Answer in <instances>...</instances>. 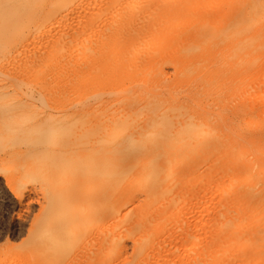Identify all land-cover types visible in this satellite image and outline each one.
<instances>
[{"label": "bare ground", "instance_id": "6f19581e", "mask_svg": "<svg viewBox=\"0 0 264 264\" xmlns=\"http://www.w3.org/2000/svg\"><path fill=\"white\" fill-rule=\"evenodd\" d=\"M152 1L145 2L146 9L143 8V11L147 15H144V18L139 14H133L123 26L110 23L103 30L101 27L105 38L97 43L99 38L94 41L88 40L93 39L94 35L97 37L100 32L95 31L97 28L93 32L90 28L86 29L89 15L85 16L84 0H0V40L5 39L7 34L9 37L15 36L18 30L22 31L19 32L22 37L24 34L35 33L36 38V33L44 29L46 21H54L57 16L56 20H60L70 11L75 12V15L76 12L81 14L78 16V23L82 26V32L60 33V39L57 36L59 41L57 38L55 40L58 44L53 43L54 48L50 57L46 56L48 54L44 50L38 53L39 63L49 66V85H44L47 78L45 75L40 77V83L37 82L38 93L30 94L26 101L6 105L0 100V172L5 173V184L13 194L15 204L21 203L26 196L29 198L36 195L40 206L39 214L31 225L36 226L32 227L24 252L33 264H56L64 248H71L70 244L78 243L92 231L99 230L104 219H114L113 223L119 222L118 226L123 224L127 227L134 215L130 210L122 209L125 206V203H122L125 188L129 186L135 189L143 188L145 192L142 198L146 202L153 194L164 191V183L175 177L180 162L190 170L194 166L190 162L194 155L207 156L208 150L213 153L214 161L225 157L228 167L241 169L245 174L246 185L236 196L230 194L231 206H238L239 211L244 210L242 212L244 218L247 209L261 210L258 216L260 225L252 224L250 228L247 222H244L239 228L222 230V225L229 223V210L224 217L221 216L217 222L219 231L214 237L217 239L215 250L220 254L234 250L243 252L251 245L257 252L264 251V183H260L264 178V165L257 161L264 148L260 146L256 160L249 153L250 146L243 141L240 127L227 121L221 125L220 119V112L224 113L222 104L227 103L222 98L223 89L243 85V91H246V83L243 81L242 84H237L239 79L236 80L229 73L234 68H241V65L246 63L248 65V62H251L249 64L252 67L251 59L254 58L249 56L253 51L255 53L259 46L256 43L257 39L261 35L264 36V33H260L264 25L257 30L255 28L256 31L253 33L251 29L254 25L256 27V23L264 16L261 14H264V0H254L250 6L253 14L242 10L243 16L235 18L231 28L224 30L223 36L231 37L232 40V49L228 55L236 58L231 67L217 66V61L213 58V39L217 37L218 26L213 25L210 31L199 28L195 30L193 38L189 39L186 36L187 39L179 43L182 40L181 36H174L173 33L176 32L171 28L177 23L176 17H172L170 23L144 21L148 15L155 16ZM132 3V9L136 11L139 3L137 0H133ZM112 7V4L107 5V11ZM124 8L116 7L120 17ZM168 10L176 16L179 7L173 4ZM229 10H223L219 21L216 22L224 24L231 14ZM101 14L103 13L99 16ZM55 22L51 23L52 27H56ZM45 39L41 40V44L44 42L43 46L46 47L51 37ZM1 44L2 42L0 56L5 51ZM26 44L23 42V50H26L24 48ZM168 44L173 46L172 48L181 45L180 55L175 58L176 61L183 63L179 74L193 76L194 80L200 82V93L183 92L188 101L186 104L180 102L176 94L168 99L162 97L167 89L165 85L161 86L166 82V71H162L164 68L161 69L160 65L163 62L166 64L165 61L168 60L164 55ZM21 48L16 54L21 53ZM104 48L110 51L109 58H106ZM143 48L150 51L149 55H145L147 56L145 61L137 63L133 69H130L131 66L127 68L128 52L135 61ZM145 57L143 55L141 59ZM223 58L224 61L226 58ZM59 61L65 62L68 67L65 70L66 76L62 79ZM86 63L89 65L87 68ZM104 63L109 66L107 69L114 67L115 70L109 73L110 70L108 72L105 69L107 66ZM84 70H87L89 76L93 75L91 81H83V75L88 74H84ZM124 77H132L130 81L133 80L134 83L130 82L131 87L125 86ZM108 80L112 81L108 88L110 92L107 90L108 94H114L115 98L112 100L104 97L106 92L103 89L107 86L103 84H107ZM71 86H78L81 98H77L80 96L74 91L76 88L73 90ZM241 86L238 93L242 91ZM47 87H50V98L43 90ZM155 87L158 93H153ZM64 92L67 93V97H62ZM203 94L210 95L211 101H205ZM257 95L256 93L254 97ZM59 97L62 105L67 107L66 114L62 116L56 114ZM48 99L50 111L47 109L41 111L39 107H42L45 101L48 102ZM92 99L94 101H91ZM38 102L41 105H38ZM215 105L216 112L206 111V107ZM89 107L96 109L98 116L88 114L87 111L91 110ZM250 119L247 122L248 126L254 128L258 121L255 118ZM5 167L8 168L6 171ZM233 181L230 173L226 174L223 186L218 190L225 191L234 183ZM101 235V240L104 241L106 237ZM109 237L111 244L117 235ZM77 259L75 258V262Z\"/></svg>", "mask_w": 264, "mask_h": 264}, {"label": "rangeland", "instance_id": "374dc122", "mask_svg": "<svg viewBox=\"0 0 264 264\" xmlns=\"http://www.w3.org/2000/svg\"><path fill=\"white\" fill-rule=\"evenodd\" d=\"M132 1L133 0H84L83 4L84 6L86 5L85 16H87V14L89 15V17L87 16L89 21L87 19L86 29L90 28L93 32V30L97 28L95 31L100 32L97 34V37L94 35L96 38L93 37V39L89 38L88 40L94 41V39L96 40L99 38L97 39V43L104 40L105 37L100 28L102 27L101 29L103 30L110 23L113 25L120 24L118 26H123L130 20L128 18H130L133 14H139L144 18V15H147L146 12L143 11V8L146 9V0H140V2L137 0L139 5L137 4L135 8L136 11H133L132 9L134 3H132ZM253 1L254 0H153L152 4L156 12L155 16L151 17L148 15L145 17L144 21L150 23V20H152V22L155 21L157 24L160 22L170 23V19L172 17H176L177 23L171 28H173V31L176 32V34L173 33L174 36H181L182 40L180 39L181 41L179 43H183L187 38H193L195 30H198L199 28L210 31L213 28V25L218 26L219 29H217V37L213 39V58L214 60L216 59L215 61H217V66L227 65L228 67H231L234 65L236 58L228 55L230 54L229 51L232 49V40L231 37L229 38L223 36L224 30L233 25L236 20L235 18H241L243 16L242 10H244V12H249L252 15L253 13L250 10V6ZM106 4H112L113 10L111 8L107 11ZM173 4L179 7V11L176 13V16H173L172 11L168 10V7ZM117 6H121L122 9L125 7L121 17L118 15L116 9ZM223 10H229L231 14L224 24H219V22L216 21H219L220 14ZM98 12L103 13L101 14L102 16H99L100 13ZM69 13L71 14L69 15ZM69 13L66 15L68 18L59 17L60 20H56L57 16L54 21H46L44 23V29H42V31L39 30V33H36V38H34V33L32 35L26 34L28 37L24 34L25 36L23 35V37L25 38L23 39L20 34L22 31L18 30L20 33L15 32V36L13 35L9 37L7 34L5 39L0 40V43L2 42L1 47H5V51L0 56V100L4 104L16 105L20 101H26L30 94H37L39 90L37 82L39 81L40 83V77L42 76H47L44 80V85H49V66L48 64L46 66L45 64L39 63L38 53L44 50L45 53L47 52L46 54H48L46 56L51 55L52 49L54 48L53 43L55 42V45L58 44L56 42L60 39V33L73 34L83 31L81 28L82 26L78 23V18L81 14L79 15L76 12L75 15V12L71 11ZM72 13L74 14L72 15ZM105 13L108 14L106 15ZM261 14L264 15L263 13ZM92 16L94 17L92 18ZM126 18L128 20H126ZM261 18L259 22L256 23V27L254 25L252 28L253 30L251 29L252 33L264 25V16ZM95 20L96 22H93ZM53 22L56 23H54L56 27H52L51 23ZM95 24H97V26L94 27ZM44 33L45 38L51 37L50 41L48 39L49 44H47L51 47L46 45V48L45 45L43 46L44 42L41 44V40L45 39L43 36ZM260 33H264V26L261 28ZM53 34L57 35L53 37L50 36ZM57 36H59V39ZM186 36L188 37L186 38ZM261 36L256 42L257 45L259 44L257 48L258 50L256 49L255 53L253 51L251 53L252 55L249 56V58H254L251 59L253 63L252 67L250 65L251 62H248V65L247 63L241 65V68H234L229 73L233 75L236 80L239 79L238 81L243 79L241 82L237 81L236 83L240 85V83L242 84L244 81L246 83V91H243V85H240L241 90L243 91H240L241 93H238L240 90V86L238 85V87H235L237 90L235 88H224L222 91V98L225 99L227 103L226 105L221 103L224 108V113L220 112V119L222 120L221 125L224 121L233 122L238 125L240 127V131L242 132L241 135L243 136V141L247 142L250 146L249 153H251L256 160L258 149L260 146H263L262 148H264V36ZM56 38L58 39L57 41H55ZM51 40L52 43H50ZM23 42L24 44L28 42L26 46L24 45L26 50H23ZM172 47L170 45L167 46L164 51V55L168 60L165 61L166 64L163 62L164 64L162 63L163 65H160L161 69L164 68L162 71H166V82H164L165 84H161V86L165 85L164 87L167 89L163 93L162 97L164 99H168L176 94L179 101L186 104L188 101L186 96H183V92L189 91L191 93H200V82L194 80L193 76H188L186 74L182 75V73L181 75L179 74L183 63L176 61L175 58L180 55L181 45L175 48ZM20 48L23 51L21 50L20 54H16ZM106 48H104V54L107 55L106 58H109L110 51L107 49V51H109L107 52ZM256 51H258V54ZM224 53L227 54L222 56ZM149 54L150 51L143 48L138 57H134V61L132 55L128 52L126 55V62H129V64L126 63V67L128 68L131 66L130 69L135 68L138 64L143 63L145 61L144 59L147 58L145 55ZM143 55L145 58L141 59ZM223 57L226 58L224 61ZM255 57H259V59H255ZM140 60H142V62ZM58 64L60 68V79H62L66 76L65 70L68 67L63 61H59ZM85 65L86 68L89 66L87 63ZM104 65H106V63H104ZM108 67L109 66L105 69L108 72L110 70L109 73H111V71L113 72V69L115 70L114 67L107 69ZM74 69H76V66ZM83 72L84 74L88 73L87 70H84ZM92 76V74L89 76V73L87 75H83V81H91ZM131 78H123L125 86L131 87L130 82L132 84L134 83L133 80V82L130 81ZM17 80L18 82H16ZM111 82V80H108V85L106 83L103 84V86H107L103 89L106 92L104 97L110 100L115 98L114 94L107 93L109 91V85L112 84ZM62 86L63 84L61 85V88ZM71 87L69 89H71ZM49 88L50 87H47V89L43 88V90L50 98ZM72 89H75L74 91L79 94L78 96H80L81 92L78 91V86H73ZM245 92H247V94H245ZM153 93H158L157 88L156 90H153ZM256 93L258 95L257 97H254ZM64 94L62 97H67V93L64 92ZM203 97L205 101H211L210 95L203 94ZM77 98L79 99L81 96ZM200 98H202V94H200ZM64 99V101H66V98ZM47 101L48 102L45 101L42 104V107H39L41 111H44L45 109L50 111V99ZM91 101H94V99ZM57 104L58 108L56 114L58 116L66 114L65 108L67 107L66 105H62L60 97ZM38 105H41V103L38 102ZM89 108L91 110L87 111L88 114H92L93 117L98 116L96 109L94 110L93 107ZM205 109L208 112L214 113L217 110V105L208 106ZM196 112L199 113V111ZM250 118H255L258 121V124H256L254 128L253 126H248L247 122L248 119L251 120ZM259 156L260 157L257 161L261 163L260 165H264V151L262 155ZM190 162L194 165L190 170H187L185 164L180 162L178 172L175 177L164 183V191L153 194L146 202H144V198H142L144 197L145 192L143 188L138 187L135 189L132 186L125 188L122 194V203H125V206H123L122 209L124 211L130 210L131 213H133L134 216L132 222L126 227V225L123 224H119L118 226L119 222L113 223L114 219H104L101 221L102 227L99 228V230L97 229L94 232L92 231L90 235L78 241V243L75 242L73 245L70 244L71 248L69 246V248H64L60 252L56 264H264V251L260 250L257 252L251 245H248L243 252L234 250L230 253L220 254L215 250V241L217 239L214 237L217 236L219 231L217 222L222 218L221 216L224 217L226 215L228 210L229 223L228 225H222V230L225 228H239L244 222H247L249 228L252 224L260 225V221L258 219V216L261 214L260 209H247V213H245L246 217L244 218L242 215L244 210L241 209L239 211L238 206H231L232 196H236L247 183L243 170L228 167L226 165L227 162L225 157H222L218 161H214L213 153L209 150L207 151V156L194 155ZM7 169V167L4 168L5 171ZM229 173L234 179V183H232V185H230V187L225 191H219L218 189L223 186L226 174ZM4 177L5 173L0 172V182L3 180V182L0 183V199L2 198L0 200V264H33L32 260L24 252L27 248L26 245L28 238L30 237V232L36 226L31 225L34 224L33 219H36L37 214H39V202L35 197L36 195H34V197H29L30 199L26 196V199H24L21 203L16 202L17 204H15V199H13L12 196L13 194L9 192V188L5 184ZM260 183H264V178L261 179ZM2 184H4L5 187ZM228 202L230 203L228 204ZM123 210H121V212ZM209 210H212L211 213L208 212ZM230 217L233 218L230 219ZM35 224H37L36 221ZM97 231L100 234H98ZM95 232H97V234ZM101 234L106 237L104 241L101 240ZM110 235H117L116 240L111 243L112 245L109 240ZM88 251L92 253L90 254ZM65 254H67V257H65ZM79 256L80 260H78ZM81 256L84 258L86 257L85 260H83V257L81 259ZM75 258H78L76 260L77 263L75 262Z\"/></svg>", "mask_w": 264, "mask_h": 264}]
</instances>
